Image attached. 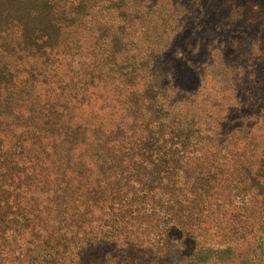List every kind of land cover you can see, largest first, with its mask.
<instances>
[{"label": "trees", "instance_id": "16d2710c", "mask_svg": "<svg viewBox=\"0 0 264 264\" xmlns=\"http://www.w3.org/2000/svg\"><path fill=\"white\" fill-rule=\"evenodd\" d=\"M255 3L264 25V0ZM48 6L53 21L74 26L77 35L99 34L106 25L97 0ZM77 18L89 24L82 29ZM17 19L0 25L2 36L19 26ZM1 78L0 264H191L204 251L233 248L243 237L237 230L246 234L241 224L251 225L247 237L264 227L263 165L237 152L233 131L207 134L199 118L186 114L149 116L122 130L100 127L94 136L92 123L82 125L64 106L55 111L50 103L46 115L56 112L68 132L49 118L29 146V132L14 134L13 123L3 121L2 109L11 106L10 86ZM17 121L29 127V116ZM224 224L231 234L225 235ZM212 226L221 239L206 248ZM225 237L229 243L221 247Z\"/></svg>", "mask_w": 264, "mask_h": 264}, {"label": "rangeland", "instance_id": "374dc122", "mask_svg": "<svg viewBox=\"0 0 264 264\" xmlns=\"http://www.w3.org/2000/svg\"><path fill=\"white\" fill-rule=\"evenodd\" d=\"M257 1L97 0L106 25L99 34L77 35L74 26L53 21L44 0H0V25L20 20L8 34L0 32V74L10 86L11 106L2 109L3 121L13 123L14 134L29 132L31 146L49 118L68 132L56 112L46 115L50 103L55 111L64 106L82 125L92 123L94 136L100 127L122 130L149 116L191 114L207 134L214 128L233 131L237 152L258 158L264 169V25L256 19ZM75 21L82 29L89 24ZM109 24L112 30L105 31ZM17 116H29V127ZM226 192L235 198L232 189ZM241 225L248 234L250 223ZM213 226L206 248L221 239L213 236ZM224 226L225 235L231 234ZM235 234L243 237L233 248L204 251L191 264H264V227L249 237ZM225 239L221 247L228 245Z\"/></svg>", "mask_w": 264, "mask_h": 264}]
</instances>
